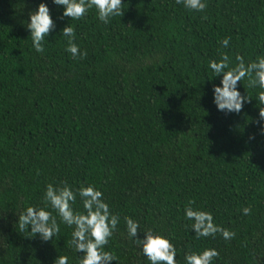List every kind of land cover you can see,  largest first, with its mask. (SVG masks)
<instances>
[{"label": "trees", "instance_id": "16d2710c", "mask_svg": "<svg viewBox=\"0 0 264 264\" xmlns=\"http://www.w3.org/2000/svg\"><path fill=\"white\" fill-rule=\"evenodd\" d=\"M204 2L195 12L176 0H122L123 16L104 24L95 9L74 21L52 0H0V264H53L60 255L79 264L73 228L58 216L60 232L47 242L17 225L29 206L53 211L46 186L62 182L74 191L94 185L120 217L104 247L117 257L111 264H150L126 216L140 226L134 239L148 229L169 239L177 264L208 248L219 253L212 264H264L259 89L240 81L237 91L252 101L226 115L213 103L222 77L208 67L220 52L233 64L236 55H264V0ZM40 3L54 24L43 53L27 28ZM67 24L83 59L65 51ZM188 200L235 238L197 239ZM73 208L84 211L79 196Z\"/></svg>", "mask_w": 264, "mask_h": 264}, {"label": "clouds", "instance_id": "9594fccd", "mask_svg": "<svg viewBox=\"0 0 264 264\" xmlns=\"http://www.w3.org/2000/svg\"><path fill=\"white\" fill-rule=\"evenodd\" d=\"M52 2L63 7L62 18L68 20H80L92 9H95L97 19L104 24H108L111 18L122 17L124 14L122 0H52ZM176 3L183 4L186 9L195 12H203L208 6L204 0H176ZM29 21L27 28L30 31L32 47L37 53H43V42L54 27L50 10L45 3H40L35 11L29 13ZM61 34L67 38L65 51L70 53L74 60L87 56V52H81L74 42L76 40L74 26L67 24ZM229 42L230 38L226 37L220 44L227 48ZM219 56V60H210L208 63L213 77H222L220 86L212 87L214 105L218 111L226 115L240 113L244 104L252 101L246 94L241 95L237 91L238 83L246 80L248 88L259 89L257 100L260 107L257 123L260 124L261 134H264V107H261L264 105V55L257 56L254 61L249 62H245L243 56L236 55L235 64L227 53L220 52ZM254 138V135L249 136V140ZM85 185L74 191L66 182H62L60 186L48 184L44 200L56 215L45 208L29 206L19 214L17 225L20 232L28 231L33 237L39 235L42 241L47 242L60 232L58 216L60 222L73 228L69 245L76 252L83 253L79 264H111L117 257L111 251H104V247L116 230L120 217L110 212L101 191L87 182ZM77 196L82 201L83 212L73 208ZM194 204V200L187 201L184 215L186 219L193 221L190 227L197 239L215 238L217 234L225 240L235 238V232L214 223L210 212L194 208ZM242 212L249 215L251 208L245 207ZM124 222L128 236L133 238L150 264H177L176 248L169 239L154 233L151 229L144 231L143 239H134L140 233L138 222L127 216L124 217ZM218 256L217 250L208 248L201 252L189 251L185 253L184 260L185 264H212L214 258ZM53 264H68V257L57 256Z\"/></svg>", "mask_w": 264, "mask_h": 264}]
</instances>
